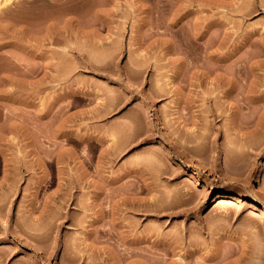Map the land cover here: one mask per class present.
Masks as SVG:
<instances>
[{
	"label": "rangeland",
	"instance_id": "374dc122",
	"mask_svg": "<svg viewBox=\"0 0 264 264\" xmlns=\"http://www.w3.org/2000/svg\"><path fill=\"white\" fill-rule=\"evenodd\" d=\"M0 6V264H264V0Z\"/></svg>",
	"mask_w": 264,
	"mask_h": 264
},
{
	"label": "crops",
	"instance_id": "0c3cea01",
	"mask_svg": "<svg viewBox=\"0 0 264 264\" xmlns=\"http://www.w3.org/2000/svg\"><path fill=\"white\" fill-rule=\"evenodd\" d=\"M10 239H11V238L9 237V240H10ZM14 246H15V245L8 243V244H6V245L1 246L0 248H2V249L5 248V250H3V251H4L5 253H9V252L13 251ZM3 247H4V248H3Z\"/></svg>",
	"mask_w": 264,
	"mask_h": 264
},
{
	"label": "bare ground",
	"instance_id": "6f19581e",
	"mask_svg": "<svg viewBox=\"0 0 264 264\" xmlns=\"http://www.w3.org/2000/svg\"><path fill=\"white\" fill-rule=\"evenodd\" d=\"M1 7V6H0ZM225 196L224 195H222V194H220L219 195V198H224Z\"/></svg>",
	"mask_w": 264,
	"mask_h": 264
}]
</instances>
